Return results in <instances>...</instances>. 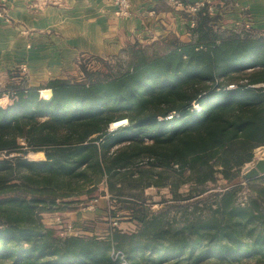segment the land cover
I'll use <instances>...</instances> for the list:
<instances>
[{
  "label": "trees",
  "instance_id": "1",
  "mask_svg": "<svg viewBox=\"0 0 264 264\" xmlns=\"http://www.w3.org/2000/svg\"><path fill=\"white\" fill-rule=\"evenodd\" d=\"M188 13V30L206 28L211 39L135 44L129 52L140 48L141 57L131 70L90 83L52 80L50 98L16 85L0 93L8 97L0 104V264H118L112 248L125 242L137 243L122 247L126 264L264 262V207L230 201L239 182L207 219L174 230L145 232L138 216L144 228L134 233L58 238L41 217L54 205L72 209L68 199L84 189L158 185L166 170L195 184L216 173L231 182L264 147V37L215 35L220 17L206 4ZM120 119L127 123L112 130Z\"/></svg>",
  "mask_w": 264,
  "mask_h": 264
},
{
  "label": "crops",
  "instance_id": "2",
  "mask_svg": "<svg viewBox=\"0 0 264 264\" xmlns=\"http://www.w3.org/2000/svg\"><path fill=\"white\" fill-rule=\"evenodd\" d=\"M129 2L132 13L122 17L114 0H0L11 19L0 21V84L23 66L29 84L49 89L50 81L71 79L82 65L120 57L135 44L168 37L187 42L186 16L196 5H208L225 21L264 30V0H180L178 6L170 0ZM256 151L254 160L263 158ZM45 159L44 154L37 160ZM64 215L80 219L78 212Z\"/></svg>",
  "mask_w": 264,
  "mask_h": 264
},
{
  "label": "rangeland",
  "instance_id": "3",
  "mask_svg": "<svg viewBox=\"0 0 264 264\" xmlns=\"http://www.w3.org/2000/svg\"><path fill=\"white\" fill-rule=\"evenodd\" d=\"M4 20L9 22L11 19L5 11L4 5L0 3V21ZM192 27H196L194 21H190ZM215 35L219 34L224 37L239 36L246 37L249 35H262L264 37V30L254 28L247 23L234 24L220 18L217 22ZM212 33V31H210ZM204 30H194L189 34L187 42L200 41V35L205 39H211V35ZM213 34V33H212ZM204 39H202L204 41ZM146 43V42H145ZM144 43H139L142 45ZM140 52L139 50H137ZM133 50L124 53V55L108 59L93 64H86L80 67L81 73L67 79L71 82H92L112 79L132 69V63L140 59V54ZM148 52V51H147ZM75 78V79H74ZM11 85H16L23 88H39L40 94L45 88L44 84L33 86L29 84L28 73L25 67L20 66L8 74V80L0 84V93L4 92ZM49 83H47L46 88ZM2 97H0V101ZM6 101V100H5ZM2 102V101H1ZM4 103V102H3ZM126 123V121L124 122ZM124 123L113 126V129L123 125ZM116 127V128H115ZM261 152L256 151L258 157H264V147H259ZM5 157L3 154L1 158ZM26 158L38 161L33 153L27 154ZM256 159L243 165L238 176L229 181L224 178L223 174L216 173L213 181H208L205 184H195L187 182L186 177L172 170H166L162 173L161 177L155 181L156 184L149 183V180L143 179L135 182H129L123 187L118 188L114 192L108 191L106 187L100 186L92 193L86 189L80 191L77 195L70 197L68 200H76L70 204L72 209L67 211H58L59 208H64L62 204L54 205L50 209L44 208L41 212V217L46 227L52 228L54 231L52 235L60 238L64 235V228L58 223L60 221L66 224H72L75 228L74 233L69 235H81L83 237H97L105 239L106 235L111 229L113 231L121 229L127 233H134L144 228V224L139 222L136 217H144L145 232H151L160 227L166 230H174L187 224L193 219H207L212 210L217 209L219 201L222 198V193L235 186L232 183L239 182V186L235 187L234 197L230 199L234 203L240 205H247L250 200L257 199V203L264 207V178L256 182H248L245 180L246 167L253 166ZM264 175V174H263ZM260 177V176H259ZM253 179V178H251ZM92 196V200L88 201V197ZM76 197V199L74 198ZM80 213V219L74 215H64V213ZM79 215V214H78ZM134 218V219H133ZM137 243H123V249L133 247ZM122 247L113 245L112 252L118 264H126L127 258L122 253ZM136 256H140L139 251H135ZM155 259H160V254L155 255ZM239 264H264L245 259Z\"/></svg>",
  "mask_w": 264,
  "mask_h": 264
},
{
  "label": "built area",
  "instance_id": "4",
  "mask_svg": "<svg viewBox=\"0 0 264 264\" xmlns=\"http://www.w3.org/2000/svg\"><path fill=\"white\" fill-rule=\"evenodd\" d=\"M114 1H115L116 5L118 6L117 14L119 16L129 17L131 15L132 11H131V4H130L129 0H114ZM170 1L177 6L182 4L180 2V0H170ZM201 6H203V5L193 6L190 8V10L192 12H196L197 9L200 8ZM126 123H124V124H126ZM111 128H112V130H114L113 126H111ZM58 224L59 225L61 224L60 226L64 228V231H65L64 235H69L70 233H74V231H75V228H73L72 224L70 225V223L66 224L65 222L60 221Z\"/></svg>",
  "mask_w": 264,
  "mask_h": 264
},
{
  "label": "water",
  "instance_id": "5",
  "mask_svg": "<svg viewBox=\"0 0 264 264\" xmlns=\"http://www.w3.org/2000/svg\"><path fill=\"white\" fill-rule=\"evenodd\" d=\"M127 122V119L125 120ZM264 174V157L258 159L253 166L246 167L245 180L256 178Z\"/></svg>",
  "mask_w": 264,
  "mask_h": 264
},
{
  "label": "bare ground",
  "instance_id": "6",
  "mask_svg": "<svg viewBox=\"0 0 264 264\" xmlns=\"http://www.w3.org/2000/svg\"><path fill=\"white\" fill-rule=\"evenodd\" d=\"M42 95L44 98H50L51 97V91L50 89H43ZM126 119H120L112 123V126L120 125L125 122ZM257 150V149H256Z\"/></svg>",
  "mask_w": 264,
  "mask_h": 264
}]
</instances>
